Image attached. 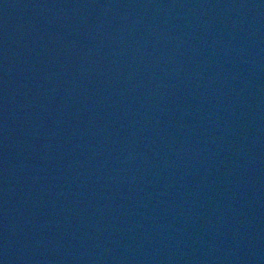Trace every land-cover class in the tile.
Wrapping results in <instances>:
<instances>
[{"label":"water","instance_id":"water-1","mask_svg":"<svg viewBox=\"0 0 264 264\" xmlns=\"http://www.w3.org/2000/svg\"><path fill=\"white\" fill-rule=\"evenodd\" d=\"M25 264H264V0H153Z\"/></svg>","mask_w":264,"mask_h":264}]
</instances>
